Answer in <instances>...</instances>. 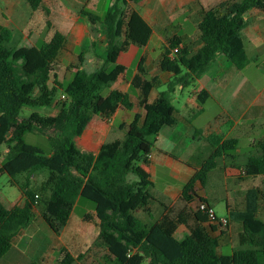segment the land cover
Wrapping results in <instances>:
<instances>
[{
	"label": "trees",
	"instance_id": "obj_1",
	"mask_svg": "<svg viewBox=\"0 0 264 264\" xmlns=\"http://www.w3.org/2000/svg\"><path fill=\"white\" fill-rule=\"evenodd\" d=\"M141 1L115 0L104 17L86 9L80 12L92 27L99 26L105 36L103 47L93 44L101 55L102 65L94 72L78 66L70 80L63 82L53 74L66 44L62 32L56 31L49 42L39 47L22 49L16 57V49L9 47L14 35L0 25V146H10L0 173L14 180L20 175L48 171L47 180L37 191H31L29 186L20 187L26 197L23 206L7 209L0 202V259L12 249L20 232L34 223L44 195V208L38 212L57 236L68 225L80 199L94 204L99 221L96 246L104 251L105 264H225L219 252L221 238L214 235L216 223L189 204L195 200L209 204L196 192V186L206 185L217 160L234 158L237 140L222 142L218 136L208 137L212 152L202 169L183 186L184 209L177 212L162 204L164 214L152 226L136 213L150 214L152 203L159 202L150 191L153 182L144 167L150 165L149 156L161 130L177 124V111L172 103L176 88L194 84L219 55L237 69H245L249 64L241 35L247 26L245 15L251 10L264 12V0L227 1L202 10L199 32L203 48L193 53L182 47L180 39L169 41L159 69L172 78L166 91L153 102L150 97L161 88L162 81L159 77L148 78L141 63L131 82L132 89L139 92L138 102L134 103L129 93L110 88L126 72L117 63L119 54L132 44L142 46L132 35V22L137 19L134 6ZM27 2L33 11L48 13L45 0ZM176 49L178 52L174 53ZM59 93L66 99L56 116H42L36 111L23 116L25 108L52 107ZM210 98L204 90L197 95L199 111ZM136 106L144 111V116H135L124 141L103 145L97 155L75 147L73 135L85 112L110 118L118 109L130 111ZM28 133L46 136L51 153L26 143L24 137ZM260 149L261 155L250 156L241 169L247 177L261 178L262 187L247 191L246 209L232 219L242 230L241 249L233 253L230 264H264V143ZM181 226L188 232L178 239L176 232ZM63 253L60 264H83V255L73 256L66 250Z\"/></svg>",
	"mask_w": 264,
	"mask_h": 264
},
{
	"label": "crops",
	"instance_id": "obj_2",
	"mask_svg": "<svg viewBox=\"0 0 264 264\" xmlns=\"http://www.w3.org/2000/svg\"><path fill=\"white\" fill-rule=\"evenodd\" d=\"M23 1L0 0V25L6 28L10 24L23 25L22 31L25 32L23 40H28L33 33L37 35L31 47H36L43 35L48 39L42 42H49L56 31L62 32L66 36V42L70 41L74 48L68 52L69 62L65 63V57H61L55 65L53 74L57 75L59 81L70 80L78 66L87 72H94L102 65L101 55L93 44H101V47L103 43L104 46L105 36L99 26L92 27L80 15V12L86 9L100 16L99 7L102 0H45L44 8L48 13L32 10L33 12H28L29 19H22V23L21 20L16 23L6 11L13 13L12 16L15 18L20 17L18 10ZM227 1L242 2L243 0H142L135 5L137 19L132 22V35L142 46L132 44L125 52L119 54L117 63L125 67L126 72L113 84L110 91L129 93L132 101L137 103L139 92L132 89L131 82L138 73L141 63L148 78L159 77L162 86L167 89L172 75L162 73L159 62L169 41L178 38L182 41L183 48L193 53L199 52L203 48L199 32L202 10L213 9ZM114 3L115 0H111L109 7ZM245 20L247 26L241 35L249 58L247 67L239 70L225 56L219 55L194 84L188 88L177 87L172 95V103L177 111V124L161 130L151 153L150 165L144 167L152 178L153 186L150 191L159 202L151 206L150 214L141 212L144 213V218L140 220L152 226L164 214L162 204L177 212L186 206L182 197L183 186L193 179L209 159L212 152L208 142L209 136H218L222 138V142L228 139L238 141L234 158L225 157L217 160V166L210 173L207 183L209 185L212 177H217L215 173L222 172L221 191L224 187L226 191L234 188L236 193L242 194L243 186H246L243 194L239 198L230 195L217 198L215 190L209 192L200 184L196 186V192L198 194L200 192V196L206 199L214 210L219 201L224 198L227 200L226 214L219 215L217 212L216 214L219 218L229 220L228 228L223 229L214 225L216 227L214 235L221 238L219 252L225 264H230L233 253L241 249L239 246L241 225L232 219L236 213L246 209L247 191L253 187H262L261 178L247 177L241 169L250 156L261 155L260 146L264 143V12L251 10L245 15ZM37 27L41 29L38 32ZM26 31L29 36L26 35ZM96 32L97 36L94 34ZM14 39L15 37L12 42ZM88 43L91 45L90 50L84 53L83 46ZM25 48L30 47H21V51ZM78 49H82L80 53ZM162 86L152 93L151 102L155 101L161 92L166 91L162 90ZM203 90L207 91L211 98L203 106L202 111H199L201 106L197 95ZM136 115L144 116V111L137 106L130 111L118 109L110 118L85 112L83 122L73 135L75 147L86 154L97 155L103 145L117 140L124 141L128 127L133 123ZM9 149L0 151V169ZM243 149H251L246 159ZM50 153L51 151L48 154ZM2 175L6 174L0 173V176ZM159 176L171 180L160 191L155 189ZM47 178L46 172L35 173L32 176L20 175L14 180L10 178L11 185L18 191L16 199L12 201L10 194H2L0 202L7 209L23 206L26 197L20 187L39 188ZM257 181L260 182L259 185ZM237 198L238 203L235 202ZM198 204L199 202L195 200L189 204V207L197 210ZM155 209H161L157 219L154 217ZM91 213H94V218ZM91 213L82 219L87 223H95L99 229L95 212ZM38 216L43 220L40 212L36 211V217ZM151 219L155 223H150ZM33 225L20 232L13 242L12 249L0 259V264H34L29 260L25 239L26 231ZM206 227L209 228V225ZM187 232V229L181 226L176 232V237L183 239ZM223 247L231 249L227 259L222 253Z\"/></svg>",
	"mask_w": 264,
	"mask_h": 264
},
{
	"label": "rangeland",
	"instance_id": "obj_3",
	"mask_svg": "<svg viewBox=\"0 0 264 264\" xmlns=\"http://www.w3.org/2000/svg\"><path fill=\"white\" fill-rule=\"evenodd\" d=\"M111 0H102L100 7H99V15L101 17H104L107 11V8L109 7V3ZM28 12H33L31 7L29 6L28 2L26 0L23 1L22 5L19 6L18 15L20 17L15 18L12 16L13 13H10L6 11V13L15 20V22L19 23L22 19H29L30 16H28ZM44 22H42L43 25ZM23 25H16V24H10L8 27L11 32L13 33L15 39L14 42L9 44L10 48L16 49L15 56L19 57L21 55V47H31L32 41H35L37 38V35L34 33L32 35H28V31H26V35L29 36L28 40H23V31H22ZM40 27L36 28V31H40ZM95 35L98 34L97 32L94 33ZM97 36V35H96ZM48 37L46 35H43L40 41H38L36 46H41L46 41ZM101 45V44H100ZM91 45L88 43L87 45L83 46L84 53L88 52L90 50ZM103 47V43L102 46ZM74 48L73 44L70 41H67L65 44L64 49L62 50L59 58L65 57L66 62H69L70 60L67 59L68 52L71 51V49ZM82 49H78V52L80 53ZM73 64L70 66L72 68ZM97 70V69H96ZM162 90L164 89V86H162ZM65 99L63 98L62 93H59L56 99L55 104L50 108H37V109H31V108H25L23 110V116L27 117L29 116L33 111L38 112V114L42 116H56L59 112V108L62 102H64ZM24 140L26 143L30 145H34L38 148H40L44 153L48 154L51 151V145L47 139L46 136L38 134V133H28L25 135ZM0 151L7 150L10 148L9 145H4L0 147ZM251 149H243L245 159L249 157V152ZM48 174V171H44ZM217 177H212L209 185L208 183L204 186V189L206 191H214L217 196V198L226 197L227 195H230V197H240V195L243 194V191L246 190V186H243V190L241 191L242 194L236 193L234 188H230L227 191L224 189L221 191V187L223 185L222 181V172L215 173ZM171 181L170 179H167L166 177L159 176V178L156 181L155 189L160 191L164 185ZM175 183V182H174ZM257 184L259 185L260 182L257 181ZM250 185V184H249ZM231 187V185H229ZM16 187H13L11 185V179L7 175L0 176V197H3V195L10 194L12 197V201L16 199L18 191L15 189ZM31 191H37V188H31ZM200 194V192H199ZM208 194V193H207ZM238 198L235 201L238 203ZM46 200V197L44 195L41 196L39 204L37 206V212L42 210L44 208V201ZM226 199L218 202V206H215V212H217L219 215L226 214ZM235 203V204H236ZM155 203H152L154 205ZM151 205V206H152ZM234 205V203H233ZM161 209H155L154 210V217L157 219L158 212ZM91 212H95L94 204L86 199H80L78 202V205L74 209V212L72 214V219L67 227L63 230L62 234L60 236L55 235L48 225L44 222V220H41L40 216L36 217L34 221V225L29 228L26 232V241L28 246V254H29V260L34 264H60L63 259V251L66 250L70 252L73 256L83 255L84 261L83 264H105L104 263V257L105 253L103 250H100L96 246V240L98 236L99 229L97 228V225L95 223H87L82 218L86 217V215L90 214ZM92 217L94 218V213H91ZM136 216L141 219L144 218V213H136ZM153 218V217H152ZM96 220V219H95ZM150 223H155L153 219H151ZM227 229V228H226ZM237 241V240H236ZM20 241H17V243ZM222 253L224 255V258L227 259L228 256L231 253L230 247H223Z\"/></svg>",
	"mask_w": 264,
	"mask_h": 264
},
{
	"label": "built area",
	"instance_id": "obj_4",
	"mask_svg": "<svg viewBox=\"0 0 264 264\" xmlns=\"http://www.w3.org/2000/svg\"><path fill=\"white\" fill-rule=\"evenodd\" d=\"M178 50H174V53H177ZM64 99H66L65 96H63ZM149 159H151V155L149 156ZM198 209L204 213H206L210 220L212 222H215L216 224H218L219 226H221V228L226 229L229 226V220L227 218H219L214 210V208L207 204V203H200L198 206Z\"/></svg>",
	"mask_w": 264,
	"mask_h": 264
}]
</instances>
